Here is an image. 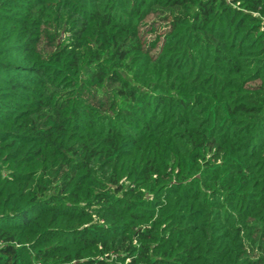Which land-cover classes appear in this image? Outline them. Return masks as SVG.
<instances>
[{
	"label": "trees",
	"instance_id": "1",
	"mask_svg": "<svg viewBox=\"0 0 264 264\" xmlns=\"http://www.w3.org/2000/svg\"><path fill=\"white\" fill-rule=\"evenodd\" d=\"M0 264H264V0H0Z\"/></svg>",
	"mask_w": 264,
	"mask_h": 264
},
{
	"label": "rangeland",
	"instance_id": "2",
	"mask_svg": "<svg viewBox=\"0 0 264 264\" xmlns=\"http://www.w3.org/2000/svg\"><path fill=\"white\" fill-rule=\"evenodd\" d=\"M151 18V17H150Z\"/></svg>",
	"mask_w": 264,
	"mask_h": 264
}]
</instances>
